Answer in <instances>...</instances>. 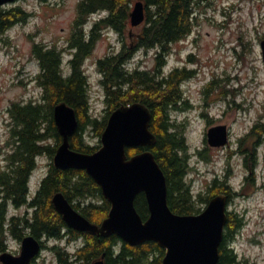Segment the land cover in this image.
Wrapping results in <instances>:
<instances>
[{
    "label": "trees",
    "instance_id": "obj_1",
    "mask_svg": "<svg viewBox=\"0 0 264 264\" xmlns=\"http://www.w3.org/2000/svg\"><path fill=\"white\" fill-rule=\"evenodd\" d=\"M139 1L146 6V21L139 26L141 29L138 32L127 34L128 30H132L131 12ZM204 1L81 0L73 33L65 49L71 55L68 64L70 73L67 75L58 46L36 44L33 54L40 65V72L35 79L42 89V95L27 105L14 103L9 109L13 138L8 146L13 145V151L7 155V169L0 173V253L8 249L5 234L9 233L20 241L32 234L41 241L42 250L52 251L57 264H95L100 260L104 264H163L165 251L156 243L148 242L133 247L115 235L106 238L80 233L69 228L56 211L52 198L59 192L65 195L78 212L95 224L100 225L111 208L100 186L86 171L59 170L52 162L62 142L54 120V109L61 103H66L77 112L79 128L71 138V145L73 150L85 154H94L99 149L85 140L87 130L91 129L101 137L113 111L135 103L146 105L153 114L151 130L157 137L156 145L147 149L154 153L167 178L168 204L175 214L198 215L213 197L225 194L233 199L238 194L234 193L228 172L213 180L208 186V195L202 192L195 195L188 180L189 155L185 125L172 117V113L180 112L183 106L188 107L182 84L195 72L187 68H177L169 74L163 72L173 45L193 33L197 8ZM98 14L102 16L101 19L87 31L85 28L88 22ZM30 16L21 5L0 9L1 33L27 23ZM107 30H114L120 36L122 46L119 52L97 61L108 112L106 117L100 119L91 113L90 83L84 65ZM140 50H156L153 69L131 65ZM219 84L220 81L214 78L204 86V93H212ZM251 141L253 143L249 144ZM263 141L264 123L260 121L254 123L250 132L240 140L241 148H245L247 154L246 165L249 160L252 163L250 180L247 179L249 186L254 184L258 165L257 150ZM143 150L131 148L128 155ZM41 157L51 162L32 196L30 180ZM11 205L17 209H26L25 215H14L7 219ZM136 208L141 217L147 220L150 213L144 194L138 196ZM228 218L218 264H237V254L228 243L234 231L241 228L242 219L230 212ZM78 240H81V244L74 252L61 245L62 242L77 244ZM50 241L56 244L48 246Z\"/></svg>",
    "mask_w": 264,
    "mask_h": 264
},
{
    "label": "rangeland",
    "instance_id": "obj_2",
    "mask_svg": "<svg viewBox=\"0 0 264 264\" xmlns=\"http://www.w3.org/2000/svg\"><path fill=\"white\" fill-rule=\"evenodd\" d=\"M80 1L21 0L3 8L21 5L31 16L27 23L5 33L0 32V173L7 169V155L13 151L8 146L12 140L10 107L41 96V90L35 85L34 77L39 74L40 65L33 54L34 47L36 44L57 45L63 55L65 73L69 74L71 55L65 49L73 33ZM196 17L193 33L173 45L163 69L165 74L177 68L195 72L182 84L188 107L183 106L180 112L172 113L174 120L185 125L188 180L195 195L202 192L206 196L213 180L229 172L228 179L234 193L238 194L230 201L228 210L242 219V226L234 231L228 244L234 247L237 264H264V141L258 146V165L251 186L247 179L250 180L252 163L249 160L246 165L247 154L240 144L254 123H264V62L261 50L264 41V0H205L197 8ZM99 18V15L92 18L85 29L90 31ZM130 28L132 30H128L127 34L141 29ZM121 46L120 36L114 30H107L84 65L90 83L91 113L100 119L108 112L97 61L119 52ZM155 55L156 50H140L131 65L153 69ZM190 55H193L192 59ZM214 78L220 81L219 87L206 95L204 86ZM222 125L228 128L229 144L222 148L211 147L207 134L211 128ZM84 135L91 146L101 147V137L91 129ZM50 162L46 157L38 159L30 180L32 196L46 175ZM25 213L26 209L11 205L7 219ZM5 237L7 251L19 256L22 241L9 233ZM54 244L55 241L48 242V246ZM80 244L81 240L77 244L61 243L71 252ZM32 264L57 262L52 251L45 249Z\"/></svg>",
    "mask_w": 264,
    "mask_h": 264
},
{
    "label": "water",
    "instance_id": "obj_3",
    "mask_svg": "<svg viewBox=\"0 0 264 264\" xmlns=\"http://www.w3.org/2000/svg\"><path fill=\"white\" fill-rule=\"evenodd\" d=\"M17 1L20 0H0V8ZM145 21L146 6L139 1L131 12V25L139 27ZM261 50L264 62V41ZM152 119V112L142 103L113 111L101 135V147L94 154H85L73 150L71 145V138L79 128L76 110L66 103L57 105L54 120L62 142L53 158L54 166L64 171H86L100 186L111 208L99 225L78 212L61 192L53 196L52 203L66 225L77 232L106 238L115 235L133 247L156 243L165 251L163 264H218L230 199L225 194L217 195L198 215H177L170 209L167 178L154 153L147 149L157 143L151 130ZM207 140L211 147H226L228 128L224 125L211 128ZM131 148L144 150L129 156ZM141 194L145 195L149 208L147 220L136 208ZM41 252V241L28 234L21 242L20 255L3 252L0 263L32 264Z\"/></svg>",
    "mask_w": 264,
    "mask_h": 264
},
{
    "label": "flooded vegetation",
    "instance_id": "obj_4",
    "mask_svg": "<svg viewBox=\"0 0 264 264\" xmlns=\"http://www.w3.org/2000/svg\"><path fill=\"white\" fill-rule=\"evenodd\" d=\"M35 82H36V80H35ZM30 101L31 100H28V101H22V102H20V104L23 106V105H27V104H29L30 103ZM10 121H12V120H10ZM13 124H12V122H11V138H13V132H12V130H13V126H12ZM12 146L13 145H10V147L12 148ZM10 149V148H9ZM12 152V151H11ZM232 199H230V201H231Z\"/></svg>",
    "mask_w": 264,
    "mask_h": 264
},
{
    "label": "bare ground",
    "instance_id": "obj_5",
    "mask_svg": "<svg viewBox=\"0 0 264 264\" xmlns=\"http://www.w3.org/2000/svg\"><path fill=\"white\" fill-rule=\"evenodd\" d=\"M42 71V70H41ZM246 158V157H245Z\"/></svg>",
    "mask_w": 264,
    "mask_h": 264
}]
</instances>
